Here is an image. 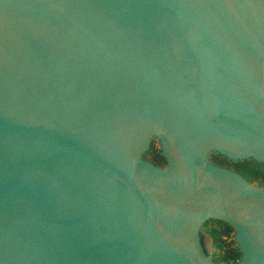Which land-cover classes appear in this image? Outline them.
Instances as JSON below:
<instances>
[{"label": "water", "instance_id": "obj_1", "mask_svg": "<svg viewBox=\"0 0 264 264\" xmlns=\"http://www.w3.org/2000/svg\"><path fill=\"white\" fill-rule=\"evenodd\" d=\"M157 140L167 164L143 155ZM264 0H0V264H264Z\"/></svg>", "mask_w": 264, "mask_h": 264}, {"label": "trees", "instance_id": "obj_2", "mask_svg": "<svg viewBox=\"0 0 264 264\" xmlns=\"http://www.w3.org/2000/svg\"><path fill=\"white\" fill-rule=\"evenodd\" d=\"M144 159L152 164L163 167L167 164L160 153L157 140H153L143 155ZM211 161L217 165L227 167L237 172L247 182L264 186V162L253 159L230 161L226 157L212 153ZM234 230L225 221L209 219L201 227L200 238L204 246L206 238L210 240V250H205L215 264H236L241 254L237 250L236 241L233 238Z\"/></svg>", "mask_w": 264, "mask_h": 264}, {"label": "rangeland", "instance_id": "obj_3", "mask_svg": "<svg viewBox=\"0 0 264 264\" xmlns=\"http://www.w3.org/2000/svg\"><path fill=\"white\" fill-rule=\"evenodd\" d=\"M204 247L206 248V250H210L211 248V244H210V240L208 238L205 239L204 241Z\"/></svg>", "mask_w": 264, "mask_h": 264}]
</instances>
